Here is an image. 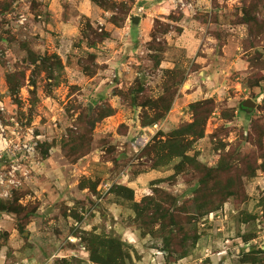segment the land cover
<instances>
[{"label":"rangeland","instance_id":"rangeland-1","mask_svg":"<svg viewBox=\"0 0 264 264\" xmlns=\"http://www.w3.org/2000/svg\"><path fill=\"white\" fill-rule=\"evenodd\" d=\"M109 4L130 10L121 28L109 23L113 12L93 4L107 17L102 13L98 18L80 16L71 24L75 30L63 35L61 24L72 21L71 0H55V11L61 13L52 24L41 0H0V102L4 106L0 122L8 128L12 144L27 142L34 147L21 161L28 179L12 196L30 214L0 215V264H90L84 246L93 235L120 240L124 264H152L153 254L158 253L164 262L177 260L179 255L162 252L157 226L154 229L148 221L142 224L136 219L130 202L115 201V186L132 182L137 199L162 188L178 204L187 202L193 220L185 228L196 230L198 238L210 243L201 256L200 239L195 243L189 239L185 251L190 258L182 264H239L242 259L236 257L233 242L237 236L255 239L252 264H264L260 249L264 215L259 209L264 206V173L256 171L249 177L241 173L264 159V71L254 66L257 54L264 59V0H201L192 11L200 26L186 35L178 26L184 13L175 8L168 16L152 19L147 41L122 32L112 39L106 28L122 30L131 24L129 17L140 5L135 0H110ZM246 12L263 29L244 25ZM88 22L98 34L109 35L94 49L88 46L92 37L86 39ZM55 55L61 69L53 66L47 73L43 66L32 65ZM166 63L171 65L166 68ZM9 74L24 76L18 77L21 87L15 93L6 83ZM160 98L171 102L170 111L146 147L135 151V139L145 130L141 124L156 112L143 105ZM204 100L213 102L212 114L204 138L193 144L188 155L208 168L217 167L228 153L246 162L227 161L238 170L232 178L241 179L238 196L229 198L212 221V216L194 221L195 171L190 168L172 179L179 158L151 170L152 162L143 151L192 122L189 105ZM246 100L256 108L241 111ZM110 109L115 113L98 120L93 128L86 121L88 117L96 121ZM173 109L176 121L164 127ZM74 139L82 150L73 146ZM249 200L255 206L251 212L246 210ZM232 218L247 223L243 235L240 226L231 224ZM125 229L136 234L138 244L133 236L123 234ZM219 251L223 260L215 259Z\"/></svg>","mask_w":264,"mask_h":264},{"label":"trees","instance_id":"trees-1","mask_svg":"<svg viewBox=\"0 0 264 264\" xmlns=\"http://www.w3.org/2000/svg\"><path fill=\"white\" fill-rule=\"evenodd\" d=\"M90 1L105 12H113L109 23L116 28H121L129 16L130 10L124 5L116 7L114 4H109L110 0ZM252 8L256 10L257 4H254ZM114 11H117V13H114ZM118 15H121V18H118ZM243 24H255L254 27L259 28L258 30L263 29V26L259 23L258 19L247 12L243 16ZM86 29L89 32V35H86V39L92 37L91 40H88L89 48L94 49L97 45L109 39L108 33L101 31V33L98 34L93 30L89 22ZM48 62H51L50 66H47ZM254 63V66L257 69L264 71V59H262L261 54H257ZM32 65L36 67L43 66V70L47 73H50L49 71L52 70L51 67L53 66H56L58 69L62 68L61 62L56 55L43 58L40 62L34 61ZM18 77L24 79V76L21 77L16 74H9L6 76V83L9 91L12 93L17 92L21 87ZM160 103L161 105H159ZM145 107H150V109L156 110V112L152 119L141 124V127L143 126V128L140 129H146L154 124L161 123L166 114L170 111L171 102L166 103L164 98H160V100L150 103L147 102L143 105V108ZM239 108L243 112L246 111L242 108V104ZM189 109L193 117L192 122L181 125L176 130L170 132L165 139H156L152 145L148 146L143 151V156L147 157L152 162L151 170H155V167L159 164H167L173 159L179 158L180 162L175 168L176 173L173 174L174 176L172 179H174L175 176L181 175L185 170H190V168L195 171L197 174V183L191 191V200L194 202L196 209V217H194V219H196L194 221L200 219L203 221L206 217L221 210L229 198L238 196V191L241 187V179L236 180L232 178L231 174L238 170L237 168H233V165L227 162L228 158L232 159V161L236 160L240 165L242 162H246V158L244 159V157H242L239 159H233L231 158L232 155L228 153L220 158L217 167L208 168L203 164L198 163L193 156H189L188 153L192 151L193 144L204 138L205 126L212 114L213 102L211 100L195 102L189 105ZM109 111L108 114L102 116L96 121H93L92 117H88L86 121H90V123H88L91 124L90 126L93 128L98 120L101 121L102 119L111 117L115 113L111 109ZM85 119L86 118H84V120ZM73 143L75 148L77 146L79 147V150H82L78 139H74ZM83 154H85V152H83ZM186 167L188 168L186 169ZM256 171L264 173V159L261 160L260 164L257 165L254 161L251 167H248L247 170H242V177L253 176ZM114 192L116 194L115 201L119 202L120 205L125 202H130L132 204L133 210L137 216L136 219L142 224L148 221L154 229L157 226L159 234L162 235L163 253L179 255L177 260L166 261L167 263L170 264L180 259H185L187 257L185 246L186 243H188V240L192 239L195 243L200 239L197 237L196 230L190 231L185 228V225L191 223V220H193L185 206L187 203L186 201L182 204H178L176 197L162 188H154V190L152 189L148 195H145L140 199H137V192L127 186H115ZM203 209H206V212ZM22 213H24L23 217L30 214L21 208L13 197L0 204V215H18ZM198 235L200 236V234ZM121 247H123V244L120 240L93 235L88 239L87 247L84 246V250L89 255L88 262L90 264H124ZM252 257V250L248 253H243L241 262L244 264H252V261L254 260Z\"/></svg>","mask_w":264,"mask_h":264},{"label":"crops","instance_id":"crops-1","mask_svg":"<svg viewBox=\"0 0 264 264\" xmlns=\"http://www.w3.org/2000/svg\"><path fill=\"white\" fill-rule=\"evenodd\" d=\"M44 4L47 5V12L49 14V18L51 19L50 24H52V22H55L58 20V17L60 15V11L61 10H57L55 11V0H41ZM70 1V0H69ZM201 0H193V5H194V9H197V7L199 6ZM70 3V2H69ZM136 5H140L139 7H142L144 9V15L141 16H137L138 19V24H133L131 22V24H126L125 27L121 30V29H115V31H113V29H109L108 27L106 28L107 31H109L110 33H112L111 38H114V34L118 35H122L121 32L124 35H127L128 38H130V34H134V36H137V39L140 41V39L142 40V38H145L149 36L151 29H152V19L155 18H160V17H164V16H168L169 14H171V12L175 11V6L173 4L172 0H135ZM89 7V10H86L85 8ZM71 8H72V21L70 23H68L69 21H67L64 24H61V31L62 34L64 35L65 32H72L74 31V27L71 24H76V19L80 18V16H85L90 18L91 16L98 18L99 15L102 13L105 17H107L108 14L103 13L101 10H99L97 7H95L90 0H71ZM207 9H210V5L207 7ZM192 10V11H193ZM87 11V12H85ZM184 12V18L182 19V21L180 22V24L178 25L182 30V34L186 35V34H194V33H190V30L193 32L194 30H196L200 24L197 23V21L195 19L192 18V16L194 15V12ZM100 13V14H99ZM191 13V15H190ZM189 14V15H188ZM106 19V18H105ZM102 23V22H101ZM198 25V26H196ZM109 26V25H106ZM135 26V27H133ZM200 30V29H199ZM172 34V33H170ZM183 35V36H184ZM133 36V35H132ZM172 37V36H171ZM167 39V37H166ZM148 39L144 40L147 41ZM143 41V42H144ZM176 40H173L174 43ZM167 42H169V40L167 39ZM170 43V44H171ZM170 44H168L170 46ZM172 45V44H171ZM57 52V50H56ZM59 55H61L59 52H57ZM167 65L165 66L166 68L169 67L171 64L166 63ZM202 75V73L200 74ZM204 76V74H203ZM207 77H204V79H202V81H207ZM176 110L173 109V111H171L169 113V115L167 116L165 123H164V127L169 126L171 123H173L174 121H176ZM144 175V174H142ZM139 175L135 178L138 179L140 178ZM264 176V174H263ZM134 182L132 183H128L126 186L130 189L135 190V188L132 186ZM252 200H249V202L247 203L248 205L246 206V210L250 211L253 210L254 211V205H252L251 202ZM259 209H262L260 215H264V206L263 207H259ZM212 217L209 218V221H212L214 214L211 215ZM231 224H237V226H240V229L242 230L241 235L244 234V228L246 227L247 223L245 221H241L238 222L236 219L230 220ZM220 223V222H219ZM210 225V224H209ZM128 229H125L123 231V234H129L130 237L133 236L134 239H137L136 242L138 244V238L136 237V234L130 231H127ZM219 231V230H218ZM124 235V236H125ZM143 241V240H141ZM202 242V243H201ZM235 242V245L237 244L236 248H235V254L237 258H241L243 253H248L250 250L253 249V246L256 245V241L254 238L251 239H247L244 240L243 236H237L235 238V240L233 241ZM207 243H210L208 239H200L199 244H198V248L197 251L198 253H200V255L202 256L203 252H207L208 251V247H207ZM201 244V245H200ZM240 247V248H239ZM261 250L264 251V243L261 244L260 246ZM229 248V247H228ZM223 249V248H221ZM224 250V249H223ZM155 252V249L153 248V253ZM160 252V251H157ZM159 255H154L152 264H168L167 262H164L163 256L160 255V253H158ZM221 255L220 251L215 254V259H224V256H219ZM205 257L207 258V256L205 255ZM218 257V258H217ZM220 257V258H219ZM190 257H186L185 259H180L176 262H172L170 264H182L188 261ZM205 258V259H206ZM212 259V258H211ZM161 261V262H160ZM200 262V261H199ZM239 264H244L242 262H239Z\"/></svg>","mask_w":264,"mask_h":264},{"label":"built area","instance_id":"built-area-1","mask_svg":"<svg viewBox=\"0 0 264 264\" xmlns=\"http://www.w3.org/2000/svg\"><path fill=\"white\" fill-rule=\"evenodd\" d=\"M176 9L184 12H190L194 9L193 0H172ZM144 15V9L137 7L129 20L133 17ZM3 104L0 102V112L4 111ZM6 126L0 122V204L10 200L13 193L17 191L24 180L28 179L24 166L22 165V157H26L34 152V147L27 142H18L12 144L10 137L7 135ZM161 129V124H154L143 130V134L135 139L134 149L140 151L146 147L150 139L156 135ZM14 134V132H12ZM25 154V155H22ZM71 239V238H70ZM24 264H32L27 262Z\"/></svg>","mask_w":264,"mask_h":264},{"label":"water","instance_id":"water-1","mask_svg":"<svg viewBox=\"0 0 264 264\" xmlns=\"http://www.w3.org/2000/svg\"><path fill=\"white\" fill-rule=\"evenodd\" d=\"M138 17H133L132 18V23L133 24H138ZM242 108L245 109L246 111H252L256 108V104L252 102L251 100H246L242 103ZM49 212V210L46 211V214Z\"/></svg>","mask_w":264,"mask_h":264}]
</instances>
